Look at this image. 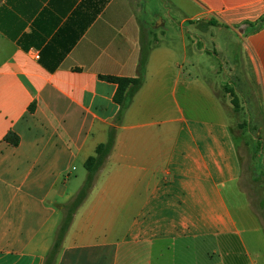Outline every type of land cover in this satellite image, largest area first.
Masks as SVG:
<instances>
[{"label": "crops", "instance_id": "crops-1", "mask_svg": "<svg viewBox=\"0 0 264 264\" xmlns=\"http://www.w3.org/2000/svg\"><path fill=\"white\" fill-rule=\"evenodd\" d=\"M142 6L164 22L145 82L53 252L120 111L101 76L138 77L149 22L133 0H0V264H264L235 136L250 107L228 72L245 70L264 117V0Z\"/></svg>", "mask_w": 264, "mask_h": 264}, {"label": "rangeland", "instance_id": "rangeland-1", "mask_svg": "<svg viewBox=\"0 0 264 264\" xmlns=\"http://www.w3.org/2000/svg\"><path fill=\"white\" fill-rule=\"evenodd\" d=\"M135 3V12L142 21L149 22L148 29V44H151L150 38L154 35L155 31H159L164 28V22L162 20H153V17L147 16L143 12L144 0H133ZM167 1V0H166ZM172 1V0H168ZM170 10L172 6L169 5ZM164 10L163 12H166ZM175 12L172 10V14ZM169 18V12L166 13ZM154 21V22H153ZM150 41V42H149ZM213 63L218 62L215 58ZM231 74V78L235 83V89L241 91L245 99L249 102L250 119L244 120L241 114L237 115L239 118V124L235 131L237 142L242 147V161L244 177L241 182V189L247 194L249 203L253 210L261 218L264 224V124L263 117L259 114L257 104L253 102L251 87L249 86L245 77V70L241 66L234 72L228 71ZM231 72V73H230ZM222 93L226 94L224 89ZM242 125V126H241ZM86 170V169H85Z\"/></svg>", "mask_w": 264, "mask_h": 264}, {"label": "trees", "instance_id": "trees-1", "mask_svg": "<svg viewBox=\"0 0 264 264\" xmlns=\"http://www.w3.org/2000/svg\"><path fill=\"white\" fill-rule=\"evenodd\" d=\"M250 26L254 28L256 27V30H259L264 27V19H261L256 24H250ZM150 50H151V44L144 43L143 41L141 43L137 78L101 76V80L115 84L117 86V91L114 96V101L120 107V111L115 119V126L109 129L107 142L105 144L99 145L96 149L95 156L90 157L85 163L87 177L83 187L81 188L79 193L63 207V219L61 222L58 238L55 243L53 252L60 247L63 239L65 238L66 233L70 228L74 215L88 198L91 190L94 187L98 172L100 171L101 167L106 163L109 154L114 148L117 126L122 122L123 117L126 111L128 110V108L130 107V104L134 96L139 92V90L141 89V87L145 82L146 65L149 58ZM225 91L227 94L231 96L232 105L234 106L236 112H240L241 110L240 100L237 94L235 93V90L233 88L226 87ZM252 98H253V102L257 104V100L254 94ZM258 112L260 111L258 110ZM263 124H264V117H263ZM7 141L14 146H17L19 143L18 137H16L14 134H10L7 137ZM47 264L49 263L47 262Z\"/></svg>", "mask_w": 264, "mask_h": 264}]
</instances>
